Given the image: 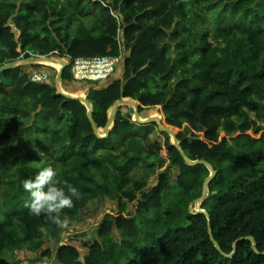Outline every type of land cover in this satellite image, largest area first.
Instances as JSON below:
<instances>
[{
  "label": "trees",
  "instance_id": "trees-1",
  "mask_svg": "<svg viewBox=\"0 0 264 264\" xmlns=\"http://www.w3.org/2000/svg\"><path fill=\"white\" fill-rule=\"evenodd\" d=\"M1 1L0 67L33 55L69 58L63 85L74 93L76 58L124 51L123 78L84 81L97 126L106 128L123 98L140 102L143 115L161 106L167 124L182 129L186 157L209 162L216 175L201 203L208 219L195 205L210 169L188 164L169 137L149 144L154 125L119 109L101 138L83 102L67 99L55 84L31 81L25 66L6 69L0 264L29 252L59 264H125L131 254L126 264H264V0ZM167 162L151 186L150 172ZM49 163L65 191L71 185L81 193L61 213L67 222H78L95 202H117L119 214H105L93 235L67 237L64 226L31 215L22 182ZM135 202L133 213L128 206Z\"/></svg>",
  "mask_w": 264,
  "mask_h": 264
},
{
  "label": "rangeland",
  "instance_id": "rangeland-1",
  "mask_svg": "<svg viewBox=\"0 0 264 264\" xmlns=\"http://www.w3.org/2000/svg\"><path fill=\"white\" fill-rule=\"evenodd\" d=\"M2 4H3V2L0 0V7L2 6ZM92 9H93V7H92V5H90L89 10L93 11ZM120 55L122 56V54H120ZM51 57L56 58V55H53ZM31 58H28V59H31ZM24 60H26V59L16 60V62H17L16 64L25 66L27 68L29 66V64L27 62H24ZM34 65H46V66L52 68V64H46L43 62H37V64H33L32 66H29V67L34 68L33 67ZM54 69H56V72L54 73L53 79H51L50 85L55 84V86H56V79H57V75H58V70L61 68L54 66ZM120 107L125 109V111H126L125 113H131L133 115L134 121L137 122L136 119L134 118L135 117V108L132 104L126 103V104L120 105ZM150 109H153V111L156 112L155 114L157 116L161 117L164 127H169V125L166 122L165 115L163 113V109L161 106H156V107L150 108ZM149 112H150V110H146L144 113L146 116H149L150 115ZM249 115L251 118H253V119L255 118L254 113L249 112ZM237 120L241 121L242 119H237ZM154 122L157 123L156 118L153 121H151V123L147 124V125H154V127H155L154 132L151 135H148V143L153 144L158 140L162 141L164 143L165 139H167L168 137L170 138L172 143H175L174 139H173V135L171 133L165 132L164 130H161L158 126V123H157V125H155ZM181 130L182 129L174 128V131L176 133H179ZM145 132H146V130H142L141 134L145 133ZM100 133L102 135H105V132L103 129L100 130ZM250 134H252V133L250 132ZM221 135H224V133H221ZM260 136H261V133L256 135L255 137L259 138ZM162 154L166 158H168L165 147L162 151ZM168 164H169V162H167L165 167H163L161 169L153 170L150 172L151 186L155 183V180L157 179L158 174L161 171H164L166 169V167L168 166ZM172 172H173V181H175L176 174L178 173V169L175 167V168H173ZM136 205H137V202H135L133 204H129V206H128L129 210L134 213ZM198 207H199V203L197 202L195 205V210H197ZM107 213H112L114 215L119 214L117 202L107 201L104 203L101 202V204H99L98 202H95L86 208V211L83 213L82 218L78 222L72 223L71 221H68L65 224V226H64L65 232L63 235L65 237H67L70 234L74 235L77 233H81L83 231L89 232L90 235H93L92 233L94 232V229L98 226L99 222L102 220L104 215ZM125 213H128V212L126 211ZM115 236H116L117 240L121 239V234L117 230H116ZM48 244H49V246H52V248H55L59 244V241L57 239L49 240ZM132 260H133V255L131 254L130 258L128 260H125L124 263L126 264V263H128V261H132ZM8 261H9V259H6V261L3 262V264L8 263ZM11 263L12 264H59L57 259L49 260L48 257L41 256L40 252H37V253H30L29 252L25 255L20 254L19 256H17V259L15 261H11Z\"/></svg>",
  "mask_w": 264,
  "mask_h": 264
},
{
  "label": "clouds",
  "instance_id": "clouds-1",
  "mask_svg": "<svg viewBox=\"0 0 264 264\" xmlns=\"http://www.w3.org/2000/svg\"><path fill=\"white\" fill-rule=\"evenodd\" d=\"M61 183L59 171L51 163L22 182L23 190L29 194V200L25 203L29 213L37 217L43 215L59 227L67 223V217H61L63 210L72 208L74 198L78 200L81 196L76 187L67 185L65 191Z\"/></svg>",
  "mask_w": 264,
  "mask_h": 264
},
{
  "label": "water",
  "instance_id": "water-1",
  "mask_svg": "<svg viewBox=\"0 0 264 264\" xmlns=\"http://www.w3.org/2000/svg\"><path fill=\"white\" fill-rule=\"evenodd\" d=\"M40 59H44L46 60V64H49L48 62H55V61H62L64 62V65L61 67V69L58 71V75H57V79H56V86L58 88V91L60 94L64 95L67 99H76V100H79L81 102H83L87 107H88V117L94 127V130H95V133L101 137V138H105L107 137L110 132H111V129L114 125V121H115V117H116V113H117V110H118V107L120 105H123V104H128L129 101L131 100L133 102V106L135 108V119L137 121V123L139 124H149L151 123V121H153L155 118L157 119V123H158V126L161 130H164L165 132L167 133H171L173 135V139H174V142H175V145L176 147L178 148V150L181 152V154L183 155V157L185 158V160L187 161L188 164L190 165H197V164H205L207 165V167L210 169L211 171V174L210 176H208L205 180V183H204V190H203V194L202 196L197 200V202L199 203V207L198 209L196 210L197 213H203L207 216V218L209 219L210 218V214L203 210L201 208V203L207 198L208 196V184L209 182L214 178V176L216 175V170L214 169V167L207 161L205 160H191L189 158L186 157V155L184 154L183 150H182V147H181V141L179 140L178 138V133H176L173 128H176V127H173L171 125H169V127H164L163 125V122H162V119L161 117L159 116H156V117H148V118H142L141 116V113H140V110H139V105H140V102H136V100L134 99H130V98H123L122 100L120 101H117L112 110H111V115H110V119L108 121V124L105 128V135H102L100 133V129L97 124L95 123V120L93 118V115H92V112H93V105L92 103L87 99L86 96H82V95H74L72 93H69L67 90H65L64 88V85H63V73H64V70L65 68L69 65V62L63 60V59H57V58H52V57H46V56H35V57H32L31 59H26L24 60V62H27L28 64H33V63H37L39 62ZM17 62L16 61H12V62H8L6 64H4L3 66L0 67V72L6 70V69H9V68H12V67H15V66H19L18 64H16ZM123 75H124V72H123ZM113 82V81H111ZM110 82V83H111ZM130 99V100H129ZM135 101V102H134ZM131 104V103H130ZM211 233V232H210ZM211 239L213 241V243L215 244L216 248L225 255V253L222 251L221 247L219 246V244L216 242L215 238L213 237V235L211 234ZM249 240L252 241L253 245H254V248H256V241L253 237H248ZM264 254V252H263Z\"/></svg>",
  "mask_w": 264,
  "mask_h": 264
},
{
  "label": "built area",
  "instance_id": "built-area-1",
  "mask_svg": "<svg viewBox=\"0 0 264 264\" xmlns=\"http://www.w3.org/2000/svg\"><path fill=\"white\" fill-rule=\"evenodd\" d=\"M33 55L32 57H35ZM122 56L95 55L80 56L76 58L72 66V75L76 81H105L115 74L118 66L122 63ZM30 79L36 83H50L51 76L48 74L34 73Z\"/></svg>",
  "mask_w": 264,
  "mask_h": 264
},
{
  "label": "crops",
  "instance_id": "crops-1",
  "mask_svg": "<svg viewBox=\"0 0 264 264\" xmlns=\"http://www.w3.org/2000/svg\"><path fill=\"white\" fill-rule=\"evenodd\" d=\"M125 55H126V52L123 51V53H122V58H123L122 63L119 64V66H118L115 74H113V76L110 78V80L111 79H114L115 80V79H118V78H123V72H124V70H123V62H124V59H125ZM56 58L57 59H63L65 61L69 62V58H60L59 56H56ZM39 62L47 63L46 60H44V59H41V61H39ZM48 63L49 64H52V68L51 67H48L46 65H43V67H41V68H35L34 66H33L34 68H32V67H29V66H32L33 64H37V63L29 64V66L27 67L28 70H29V74L30 75H32L34 73L48 74V75L51 76V79H53L54 73L56 72V69H54V66H57V67L61 68L64 65V62H62V61L50 62L49 61ZM105 83H109V80L103 82L102 84H105ZM48 84H51V82L48 83ZM74 87H75L74 93H72V94H74V95L87 96L86 95V91H87V87L88 86H87L86 82H84V81L83 82L82 81L81 82H77ZM119 109H121L123 111V113L126 112L125 109L124 108H121L120 106L118 107V110ZM141 116H142V118L143 117L144 118H148V117H156L157 115H149V116H146V115L141 114ZM102 129L105 132V128H101L100 130H102Z\"/></svg>",
  "mask_w": 264,
  "mask_h": 264
},
{
  "label": "bare ground",
  "instance_id": "bare-ground-1",
  "mask_svg": "<svg viewBox=\"0 0 264 264\" xmlns=\"http://www.w3.org/2000/svg\"><path fill=\"white\" fill-rule=\"evenodd\" d=\"M39 61H41V59Z\"/></svg>",
  "mask_w": 264,
  "mask_h": 264
}]
</instances>
